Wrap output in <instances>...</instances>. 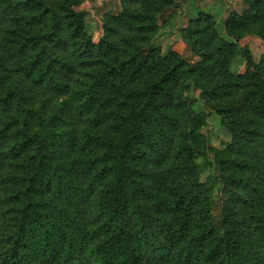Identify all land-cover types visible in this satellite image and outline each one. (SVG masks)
<instances>
[{
	"label": "trees",
	"instance_id": "16d2710c",
	"mask_svg": "<svg viewBox=\"0 0 264 264\" xmlns=\"http://www.w3.org/2000/svg\"><path fill=\"white\" fill-rule=\"evenodd\" d=\"M66 2H0V264H256L249 252H264L262 168L214 159L217 176L201 181L212 164L207 117L183 92L209 73L206 61L227 78L235 52L257 75L264 56L255 61L250 48L217 38L204 13L184 29L195 63L175 51L161 57L148 33L115 51L105 36L93 44L83 12ZM165 2L157 11L175 5ZM251 5L228 26L262 18L264 0ZM130 9L106 14L104 26L120 19L153 29L156 16ZM200 32L211 34L207 50ZM245 94L264 111V80Z\"/></svg>",
	"mask_w": 264,
	"mask_h": 264
},
{
	"label": "rangeland",
	"instance_id": "374dc122",
	"mask_svg": "<svg viewBox=\"0 0 264 264\" xmlns=\"http://www.w3.org/2000/svg\"><path fill=\"white\" fill-rule=\"evenodd\" d=\"M51 1V0H49ZM67 5L73 1L77 7L74 10L82 11L85 19L84 33L93 44H97L102 36L110 39L115 45V51L119 48H129L136 42H145V38L150 35L149 44L156 48L159 55L163 57L170 51L181 54L190 62H197L199 56L191 54V50L187 44V35L184 29H187L190 21L197 19L200 13H204L205 18L203 25L209 27V30H215L217 38H222L226 42L236 43L238 46H246L250 48L254 60L258 61L260 56H264V13L261 14L259 20L254 18L248 19L246 23L237 25L238 23H229L230 16H243L248 10H251V1L256 0H174L175 5L169 7L163 12L157 11L162 8V4H166V0H52ZM3 6L7 3H16V0H0ZM125 8L132 7L130 14H141L144 16H156V22L153 29L150 30L151 22L143 21L140 26L143 29L134 28L126 25L123 20H116L114 23L105 27L103 19L108 15L118 17L120 15L121 6ZM127 11V10H126ZM262 13V12H261ZM18 14V12H10L8 15ZM106 14H108L106 16ZM110 16V17H111ZM139 26V25H138ZM139 26V27H140ZM149 27V29H148ZM112 28V30H108ZM148 29V30H147ZM142 31V32H141ZM201 33V32H200ZM197 34L201 50L210 48L206 41L210 40L211 34ZM61 50L63 47H59ZM230 59L228 66L227 78H220L217 70L213 65V61H206L207 67L210 68L209 73L206 70L196 74V85L190 84L187 90L183 92L185 98L192 100L191 108L194 111H203L207 117V126L204 130L210 142V152L208 154V163L211 165L201 166L202 172L200 180L208 176L216 177L218 171L216 163L213 161L240 160L241 163L251 165L249 170H256L257 167L262 168L259 175L264 174V111L254 108L250 94L252 88L260 81L264 80V67L261 72L252 74L249 72L247 63L243 55L234 53ZM83 61V60H82ZM218 64V63H217ZM98 65H92L86 69H96ZM198 72V71H197ZM215 93L217 96L208 98L211 101L206 104V94ZM249 93V92H248ZM252 101V102H251ZM178 112V111H177ZM181 118V114H177ZM182 124L183 119H179ZM178 120V122H179ZM180 125L176 124V131L180 132ZM197 163L203 164L206 159L197 158ZM228 164H224L228 168ZM253 166V167H252ZM223 171V170H222ZM242 174H246L247 170H242ZM257 171H253L254 175ZM216 196V206L212 209L214 222L220 220V205L222 203L223 194L221 184L214 187ZM264 212V209L262 210ZM261 245V243H260ZM262 253L249 252L256 260V264H261ZM264 264V263H263Z\"/></svg>",
	"mask_w": 264,
	"mask_h": 264
}]
</instances>
